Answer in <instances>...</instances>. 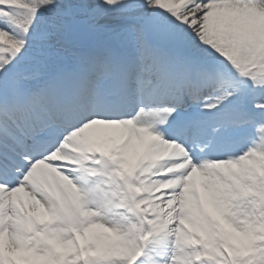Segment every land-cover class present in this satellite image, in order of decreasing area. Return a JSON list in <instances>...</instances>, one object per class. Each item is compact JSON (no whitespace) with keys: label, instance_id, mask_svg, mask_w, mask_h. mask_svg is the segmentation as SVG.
<instances>
[{"label":"snow or ice","instance_id":"6c2138e0","mask_svg":"<svg viewBox=\"0 0 264 264\" xmlns=\"http://www.w3.org/2000/svg\"><path fill=\"white\" fill-rule=\"evenodd\" d=\"M0 264H264V0H0Z\"/></svg>","mask_w":264,"mask_h":264}]
</instances>
